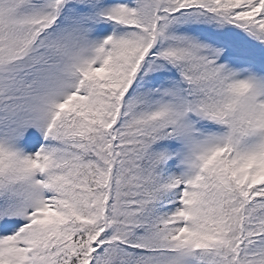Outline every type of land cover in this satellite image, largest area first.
Listing matches in <instances>:
<instances>
[{
    "label": "snow or ice",
    "instance_id": "1",
    "mask_svg": "<svg viewBox=\"0 0 264 264\" xmlns=\"http://www.w3.org/2000/svg\"><path fill=\"white\" fill-rule=\"evenodd\" d=\"M0 264H264V0H0Z\"/></svg>",
    "mask_w": 264,
    "mask_h": 264
}]
</instances>
